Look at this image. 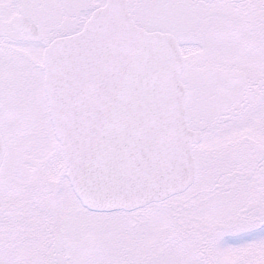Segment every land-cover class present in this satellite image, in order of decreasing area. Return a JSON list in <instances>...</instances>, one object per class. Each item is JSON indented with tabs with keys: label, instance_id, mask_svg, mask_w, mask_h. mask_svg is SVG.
Segmentation results:
<instances>
[{
	"label": "snow or ice",
	"instance_id": "1",
	"mask_svg": "<svg viewBox=\"0 0 264 264\" xmlns=\"http://www.w3.org/2000/svg\"><path fill=\"white\" fill-rule=\"evenodd\" d=\"M0 264H264V0H0Z\"/></svg>",
	"mask_w": 264,
	"mask_h": 264
}]
</instances>
